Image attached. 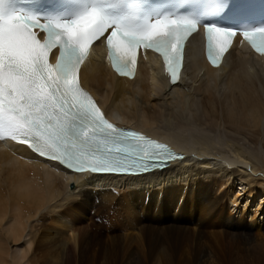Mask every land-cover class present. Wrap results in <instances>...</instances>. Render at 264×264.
I'll use <instances>...</instances> for the list:
<instances>
[{"label": "bare ground", "instance_id": "obj_1", "mask_svg": "<svg viewBox=\"0 0 264 264\" xmlns=\"http://www.w3.org/2000/svg\"><path fill=\"white\" fill-rule=\"evenodd\" d=\"M103 45L82 66L85 87L120 124L172 142L188 157L147 175L97 176L1 143L0 264H224L202 254L207 232L199 226L211 216L220 222L211 233L228 250L263 242L264 220L248 221L238 200L240 191L247 202L262 198L255 213L264 214V55L234 46L214 68L194 36L184 77L171 85L148 53L134 79L117 76ZM223 200L238 207V217ZM184 238L195 244L188 257ZM234 261L227 254L225 264Z\"/></svg>", "mask_w": 264, "mask_h": 264}, {"label": "snow or ice", "instance_id": "obj_2", "mask_svg": "<svg viewBox=\"0 0 264 264\" xmlns=\"http://www.w3.org/2000/svg\"><path fill=\"white\" fill-rule=\"evenodd\" d=\"M37 27L40 33L34 30ZM197 27L190 18L167 16L140 30L113 27L96 8L69 22L0 13V129L75 171L139 170L154 158L169 156L166 146L110 123L81 87L78 72L90 46L106 39L119 73L131 74L138 50L152 49L163 56L176 83L184 43ZM206 33L208 55L215 63L236 32L208 25ZM242 35L264 53V26L244 30ZM57 47L60 55L53 64L49 53Z\"/></svg>", "mask_w": 264, "mask_h": 264}, {"label": "rangeland", "instance_id": "obj_3", "mask_svg": "<svg viewBox=\"0 0 264 264\" xmlns=\"http://www.w3.org/2000/svg\"><path fill=\"white\" fill-rule=\"evenodd\" d=\"M238 184H240V183H238ZM241 188L242 187H240V185H237L236 192L239 193V191L242 190ZM241 192H242V194H241ZM243 193H244L243 191H240V194L242 196H240V198L238 200V203H239L238 207L241 208L242 210L244 209L243 213H245V216L247 217L248 221L253 220V218H254L253 216H255V215H256V218H254V219H256V220L259 219L260 221L264 220L263 219L264 214L261 213V210H259L258 213H255V211H257L258 205L261 204L260 203L261 201H263L262 198L259 197L257 200H254V201L249 199L247 202V200H246L247 197L244 196ZM223 201L224 202L222 203V205L225 206L227 214L229 213L228 215L238 217V215L240 214L238 212L239 211L238 207L235 209L231 208L229 202H226L225 200H223ZM114 206H115V204L113 205V208H114ZM92 213H95V210H92ZM194 213H195V216H198V214H199L196 210L194 211ZM201 219H202V217H201ZM208 219L209 220H207V222H206V224H207L206 227H204L205 223L203 226H201V225L199 226V227H201V229L204 232H207L206 237H204L202 239V241L205 244L204 249H202V254H204V253L209 254L213 257V259H216V260H219V259L222 260L223 259L224 264L227 263V254H229L233 258V260L236 259L238 261V263H236L234 261L235 264H264V241L263 240H262L263 242H261V241L259 242V245L256 243H254V244H241L238 248L236 247L239 250L233 248V250L235 249L234 252H236V253H234L232 251V248L228 250L229 243H226L222 238H220L219 235H213L211 233V231H213V230H219L216 227V225L218 226L220 223L219 218L216 216H211ZM212 221H213V223H212ZM216 221H217V223H216ZM108 223H109V225H111V222H108ZM35 224H38V223H36V222L33 223L34 226H36ZM212 224H213V226H212ZM263 224H264V222H263ZM38 225H40V224H38ZM185 225L186 226L190 225L189 227L196 226V224H194L193 222H191V223L185 222ZM218 227H220V226H218ZM255 229H256V227L252 228V235L253 236H255V233H256ZM113 230L115 232L120 233V234L127 232V231H124L123 229H121L119 226H116V225L113 226ZM138 231H139V229L136 228L133 231V233L137 234ZM262 243H263V245H262ZM230 247H231V245H230ZM240 247H241V249H240ZM255 247L257 249H255ZM194 248H195V244H192L189 241H186L185 238L181 241L180 250H181V253H184L186 257H188V255L190 254V252ZM233 254H235V255H233ZM242 260H244L245 262L243 261V263H241ZM162 264H164V263H162ZM206 264H212V263L207 262Z\"/></svg>", "mask_w": 264, "mask_h": 264}]
</instances>
